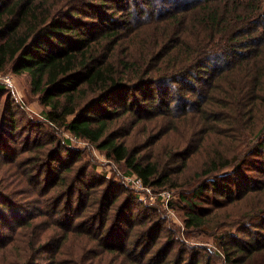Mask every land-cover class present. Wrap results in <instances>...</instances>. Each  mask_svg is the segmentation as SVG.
Returning a JSON list of instances; mask_svg holds the SVG:
<instances>
[{
	"label": "trees",
	"instance_id": "trees-1",
	"mask_svg": "<svg viewBox=\"0 0 264 264\" xmlns=\"http://www.w3.org/2000/svg\"><path fill=\"white\" fill-rule=\"evenodd\" d=\"M8 68L27 74L46 122L169 191L184 238L211 246L167 259L185 243L167 229L151 251L158 221L147 247L128 249L135 224L129 198L109 214L113 183L90 184L86 166L68 180L63 148L29 136L7 158L0 137V225L10 231L0 230L1 264H61L68 246L69 264H264V0H0ZM12 110L9 101L6 118L0 111L11 133ZM135 133L144 142L129 146Z\"/></svg>",
	"mask_w": 264,
	"mask_h": 264
},
{
	"label": "rangeland",
	"instance_id": "rangeland-1",
	"mask_svg": "<svg viewBox=\"0 0 264 264\" xmlns=\"http://www.w3.org/2000/svg\"><path fill=\"white\" fill-rule=\"evenodd\" d=\"M0 86L4 88L3 90H5L7 96L10 98L9 101L13 104L12 112L18 126V128L11 133L10 130L6 128L7 124L5 120H1L0 137L4 140V146L7 148V158L14 155L20 148V144L24 142L26 136H29V143H31V141L33 142L35 139H39L44 142L45 150L47 151L55 146L63 148V151H61V162H65L66 165L71 164V168L73 169V171L67 174L68 180L71 179L75 170H78L81 166H86L87 179L90 184L97 185L100 181L113 183L116 187H113V192L116 191L118 197L114 205L111 207L109 214L113 212L114 207L117 208V203L124 202L126 198H129V205L127 207L125 217L129 220L130 225L135 224L130 234L132 242L128 244V249L132 248V243L140 244L141 248L147 247L150 244L148 243L147 236L150 235L152 228L153 234H155L154 225L158 221H162V224H160V226L162 225V228L161 231L158 232L159 235H157L154 246H149L151 247V251L156 252L158 248L163 247L166 242L167 229L172 232L176 241H183L185 243V247L181 246L179 243H175L173 245V250L168 255L167 259L174 257V253L179 247L183 249L187 246H211V240L209 238H184L182 235L183 212L175 207V198H172V194L170 192V198L166 203L159 197H156L153 193H142L138 188H135L130 183L126 182V175H124V167L122 164L106 159L103 152L94 148L86 140L76 138L71 133L62 129L57 130L50 122H46L41 115L43 107L39 104L37 96L32 93L29 77L26 73L15 74L8 68L3 72H0ZM5 96L6 95L0 96V111L4 108V118H6L8 114L6 112V108L9 103V101H5ZM63 140H65V144L63 143ZM143 142L144 135L142 134L135 133L127 138L129 146H139V144ZM66 150L71 153H66ZM34 153L35 150H32V152L26 151L20 153L19 156H30ZM76 153H79V155L77 156ZM193 167L195 168V166ZM1 168L6 169L7 167L2 166ZM196 168H199V162L196 164ZM249 175L253 178L260 177L257 173H249ZM68 182L71 183L72 181ZM104 186L105 183L98 185V187L96 186V190L100 193L102 192L101 190L105 188ZM22 187L26 188L24 182ZM83 191L84 189L82 192ZM152 191L160 192L154 190ZM12 199L17 203L23 202L27 204L29 197L17 195ZM171 200L172 203H174L173 207L170 205ZM152 225L153 227L151 228ZM3 226L4 225H0V230H2L5 234H10V231ZM123 230H126V227H123ZM143 230H145V240H143L142 236L141 238L137 236V234L140 231L142 233ZM240 236L247 237L245 234ZM66 249L69 250L70 255H56V259L61 260L59 261L61 264H69L68 262H70L73 253L75 252V249L72 246H68ZM94 259L97 260V257ZM2 261L3 257H0V264ZM86 263H88V261H86ZM39 264H43L42 261H39Z\"/></svg>",
	"mask_w": 264,
	"mask_h": 264
},
{
	"label": "built area",
	"instance_id": "built-area-1",
	"mask_svg": "<svg viewBox=\"0 0 264 264\" xmlns=\"http://www.w3.org/2000/svg\"><path fill=\"white\" fill-rule=\"evenodd\" d=\"M126 182L130 183L133 187L138 188L142 193H149V194H154L156 197H159L160 199L163 200V202H168V199L170 198V193L169 191L163 190L160 192H153L152 189L148 186H145L141 179L134 176V175H127L125 176Z\"/></svg>",
	"mask_w": 264,
	"mask_h": 264
}]
</instances>
